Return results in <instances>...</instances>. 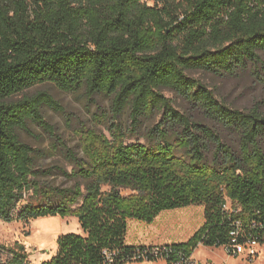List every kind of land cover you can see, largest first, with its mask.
Returning a JSON list of instances; mask_svg holds the SVG:
<instances>
[{"label":"trees","instance_id":"trees-1","mask_svg":"<svg viewBox=\"0 0 264 264\" xmlns=\"http://www.w3.org/2000/svg\"><path fill=\"white\" fill-rule=\"evenodd\" d=\"M249 64L264 69V0H0V218H78L83 233L62 234L39 264H126L147 246L126 243L130 219L152 223L190 205L205 207V222L172 243L187 254L231 244L238 220L264 244V113L230 107L189 74ZM44 83L110 99L93 117L108 133L83 126L81 150L65 145L42 112L60 107L51 95L17 98ZM29 121L51 134V148L21 138ZM52 151L71 169L45 165ZM0 264H31L25 245L0 243Z\"/></svg>","mask_w":264,"mask_h":264},{"label":"rangeland","instance_id":"rangeland-1","mask_svg":"<svg viewBox=\"0 0 264 264\" xmlns=\"http://www.w3.org/2000/svg\"><path fill=\"white\" fill-rule=\"evenodd\" d=\"M148 5H154L156 0H143ZM189 74L199 79L216 97L232 108L248 111L258 109L264 113V69L254 64H249L246 69L235 73L216 74L204 69L190 70ZM166 96L174 100V105L185 112H193L192 106L173 90L163 88ZM46 93L51 95L60 107L44 104L42 112L47 122L55 128V133L62 138L65 145L81 150L79 144L81 136L79 129L83 126L94 127L105 131L104 125H96L95 113L110 107V99L98 96L96 101L87 98L83 89L77 91H64L53 83H44L27 89L23 95H37ZM161 118L160 114L154 115L145 121L146 126L153 125ZM126 120V118H125ZM226 142L236 145L237 134L219 127ZM21 138L35 147L51 148L54 142L51 134L34 121H29L27 128L20 129ZM144 142V139L133 137L130 141ZM264 146V139L262 141ZM43 163H60L71 169L61 152H51ZM58 183H64L62 176L56 178ZM66 183V182H65ZM124 190L123 194H129ZM205 220V207L190 205L178 209L162 211L157 218L148 223L138 219H130L126 243L129 245L180 243L186 241L191 233L200 228ZM83 233L78 218L74 216H47L30 221L5 222L0 218V243L13 244L16 241L25 245L29 253L31 264H39L51 258L57 251V240L62 234ZM193 264H264V244L259 248V254L249 260L244 256L229 255L224 247H200L194 254ZM152 264H164L163 261H152ZM137 264V263H134ZM145 264V263H141Z\"/></svg>","mask_w":264,"mask_h":264},{"label":"built area","instance_id":"built-area-1","mask_svg":"<svg viewBox=\"0 0 264 264\" xmlns=\"http://www.w3.org/2000/svg\"><path fill=\"white\" fill-rule=\"evenodd\" d=\"M226 210H230L229 205H225ZM235 229L230 233L231 244L222 246L233 256H244L253 260L259 254L261 244L252 232L247 231L240 220L236 221ZM199 245H203L201 242ZM198 245V246H199ZM193 253L187 254L183 248L176 247L173 244L147 245L145 248L136 249L129 257L126 263H145L152 264V261H163L164 264H193ZM109 257H111L109 255Z\"/></svg>","mask_w":264,"mask_h":264},{"label":"crops","instance_id":"crops-1","mask_svg":"<svg viewBox=\"0 0 264 264\" xmlns=\"http://www.w3.org/2000/svg\"><path fill=\"white\" fill-rule=\"evenodd\" d=\"M204 222H205V220H204ZM199 230V228L198 229H196V230H194L192 233H191V235H190V237L186 240V241H188L194 234H195V232L196 231H198ZM186 241H183V242H186ZM172 243H174V242H171V243H164V244H172ZM142 245H162V244H142ZM200 247H206L207 248V246H205V245H199L196 249H195V251L193 252V260H194V254H195V252L196 251H198V248H200ZM128 264H134V263H128ZM137 264H141V263H137Z\"/></svg>","mask_w":264,"mask_h":264}]
</instances>
